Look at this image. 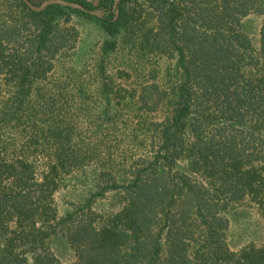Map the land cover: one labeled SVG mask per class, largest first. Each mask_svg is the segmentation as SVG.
<instances>
[{
  "label": "trees",
  "instance_id": "trees-1",
  "mask_svg": "<svg viewBox=\"0 0 264 264\" xmlns=\"http://www.w3.org/2000/svg\"><path fill=\"white\" fill-rule=\"evenodd\" d=\"M125 1L95 0L108 13L98 16L0 0V9L9 3L0 12V264H264V241L229 246L226 215L248 199L264 220V23L257 48L242 28L264 0H140L154 18L143 46L175 61L169 111L152 122L146 152L121 168L119 180L100 171L95 190L58 213L54 192L67 165L83 163L61 144L75 128L51 77L77 43L75 27L63 24L96 23L112 37L105 53L137 26ZM44 141L56 149L39 171L34 151ZM107 192L116 208L98 213L93 203ZM54 241L73 260H62Z\"/></svg>",
  "mask_w": 264,
  "mask_h": 264
},
{
  "label": "rangeland",
  "instance_id": "rangeland-1",
  "mask_svg": "<svg viewBox=\"0 0 264 264\" xmlns=\"http://www.w3.org/2000/svg\"><path fill=\"white\" fill-rule=\"evenodd\" d=\"M34 1L40 5L45 0ZM67 1L82 5L88 10L85 12L93 15L108 14L97 7L95 0H85L90 8L75 0ZM124 4L131 14V21H136L137 26L130 34H119L115 46L105 53L103 45L112 37L96 23L87 18L72 17L71 21L63 24L75 27L77 43L74 49L60 56L61 63L51 72V77L60 88L62 99L65 98L69 104L66 117L75 128L74 134H67L68 140L61 144L67 153L74 154L83 163L78 166L69 163L63 181L54 192L59 214L71 210L95 190L100 182V171H109L117 179L121 177V168L135 161L138 154L146 152L144 143L148 146V134H156L152 122L162 120L169 111L170 88L178 79L175 61L167 54L143 46L146 42L142 36L144 30L154 25L147 2L129 0ZM5 5L9 3H3L0 12L5 10ZM117 13L118 9H115ZM263 23L264 11L250 13L242 21V28L255 48L258 47L259 29ZM4 82L5 76L1 74L0 85ZM55 84L51 87L56 90ZM141 99L147 103L145 106L156 105V109L140 108ZM82 105L83 110L79 109ZM104 108L107 109L106 115ZM55 149L56 144L50 141L36 147L34 155L37 156L35 162L39 171L54 160ZM116 204L117 198L107 192L93 203L92 209L106 214L114 210ZM226 215L230 221L227 241L233 250L264 241V220L251 201L246 199L232 204ZM53 248L62 260H73L72 251L63 243L54 241Z\"/></svg>",
  "mask_w": 264,
  "mask_h": 264
},
{
  "label": "water",
  "instance_id": "water-1",
  "mask_svg": "<svg viewBox=\"0 0 264 264\" xmlns=\"http://www.w3.org/2000/svg\"><path fill=\"white\" fill-rule=\"evenodd\" d=\"M31 10L39 12L42 11L45 7L51 4H61L66 6H71L73 8H77L83 11H88L82 5L74 2H69L67 0H45L40 5L33 4L30 0H22ZM119 0H114V6L118 3ZM94 13V12H93ZM95 14V13H94Z\"/></svg>",
  "mask_w": 264,
  "mask_h": 264
}]
</instances>
